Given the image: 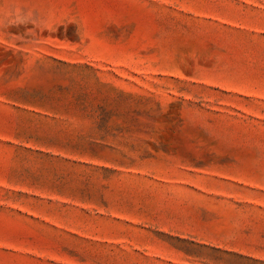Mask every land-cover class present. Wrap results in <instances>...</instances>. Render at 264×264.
<instances>
[{
  "label": "rangeland",
  "instance_id": "374dc122",
  "mask_svg": "<svg viewBox=\"0 0 264 264\" xmlns=\"http://www.w3.org/2000/svg\"><path fill=\"white\" fill-rule=\"evenodd\" d=\"M0 264H264V0H0Z\"/></svg>",
  "mask_w": 264,
  "mask_h": 264
}]
</instances>
